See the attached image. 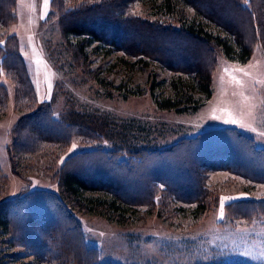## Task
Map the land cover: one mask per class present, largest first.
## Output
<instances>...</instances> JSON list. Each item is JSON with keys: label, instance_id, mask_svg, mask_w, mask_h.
<instances>
[{"label": "trees", "instance_id": "1", "mask_svg": "<svg viewBox=\"0 0 264 264\" xmlns=\"http://www.w3.org/2000/svg\"><path fill=\"white\" fill-rule=\"evenodd\" d=\"M139 2L149 5L154 20L144 19L136 12ZM0 3V22L7 26L16 24L17 0ZM51 6L58 12L59 29L72 62L87 80L100 85L108 96L151 95L161 110H199L212 96L216 52L224 53L230 61L246 64L251 59L252 46L259 41L264 45V0H104L75 8H69L63 0H51ZM0 39V75L5 72L6 79L14 83L17 110L27 112L12 130L15 138L9 154L13 163L30 162L32 157L27 155L40 154L46 144L67 149L75 137L112 140L120 135L121 130L109 128L106 119L94 115L88 118L76 111L55 117L50 102L37 107L35 86L18 36L4 34ZM111 52H122L134 59H121L118 64L123 63L129 71L156 65L176 76L161 80L159 72H154L150 87L136 84L132 76L120 82L109 80L107 70L97 63L95 55L103 58ZM9 101L8 87L0 82V118ZM109 130H113L112 134ZM130 146V151L142 159L144 171L150 174L146 181L135 176L138 162L116 163L115 152L108 153L102 147L78 150L61 165L59 193L37 189L0 204L1 236L17 234L27 242L36 234L35 226L42 224L46 233L54 237L59 223L71 217L72 209L100 215L118 225L131 223L140 207L161 217L162 211H156L157 197L168 202L166 210L177 201L196 204L191 210L180 207L175 211H189L192 217L200 219L209 195L204 190L206 172L228 169L254 182H264V148L238 128L209 130L205 135L162 149ZM188 147L189 152L191 148L195 150L199 161L193 162L188 156ZM13 167L17 168L14 164ZM5 180L0 172V191ZM134 186L140 189V195L138 189L136 193L126 191ZM225 207L230 218L252 220L256 215H264V198L234 200ZM21 208L27 212H20ZM39 244L43 250L45 245L42 241ZM36 253L37 259L42 258L41 253Z\"/></svg>", "mask_w": 264, "mask_h": 264}, {"label": "rangeland", "instance_id": "2", "mask_svg": "<svg viewBox=\"0 0 264 264\" xmlns=\"http://www.w3.org/2000/svg\"><path fill=\"white\" fill-rule=\"evenodd\" d=\"M63 1L69 8H75L104 0ZM136 12L144 19H155L149 14V5L137 3ZM15 14L16 24L7 26L0 22V37L4 34L18 36L35 86L37 107L50 102L55 117L68 111L83 112L88 118L94 115L106 119L109 128L121 131L112 140L75 137L67 149L46 144L40 154L27 155L32 157L30 162L18 160L19 164L13 163L9 154L15 138L12 130L27 112L17 110L14 83L2 72L0 82L8 87L10 101L5 115L0 118V172L7 179L0 191V204L37 189L59 193L61 165L78 150L102 147L108 153L115 152L116 163L138 162L135 176L146 181L150 174L144 171L142 159L130 151V145L162 149L183 139L205 135L209 130L233 127L264 148V45L261 41L252 46V56L246 64L230 61L224 53L217 51L211 98L195 112L178 113L159 109L151 95L108 96L100 85L87 80L75 68L64 45L58 12L53 10L51 0L47 3L45 0H17ZM246 32L250 38L248 25ZM95 59L107 70L108 79L115 82L132 76L136 84L150 87L154 72H159L158 79L161 80L176 76L156 65L129 71L123 63L118 64L121 59H134L122 52H111L103 58L95 55ZM232 120L237 122L231 123ZM109 132L112 134L113 130ZM187 154L193 162L199 161L192 148L189 152L188 147ZM13 164L18 169H14ZM205 177L204 190L209 195L200 219L192 217L189 211H175L180 207L191 210L196 204L177 201L166 210L168 202L160 201V197H157L156 211L161 210L163 216L150 214L147 207H140L136 217L132 216L134 220L125 225L72 209L73 215L63 224L59 223V232L54 237L46 233L42 224L35 226L36 234H32L27 242L17 234H0V264H264V215H256L252 220L234 219L228 217L225 207L234 200L263 199L264 182H254L228 169L206 172ZM134 187L126 191L136 193L138 188ZM163 187L160 185L159 188ZM140 193L138 189L137 195ZM19 210L27 212L23 208ZM40 241L45 245L43 250ZM36 252L41 253L42 258L37 259L39 254ZM14 254L24 257L17 259Z\"/></svg>", "mask_w": 264, "mask_h": 264}, {"label": "snow or ice", "instance_id": "3", "mask_svg": "<svg viewBox=\"0 0 264 264\" xmlns=\"http://www.w3.org/2000/svg\"><path fill=\"white\" fill-rule=\"evenodd\" d=\"M45 3H47V0H45ZM231 123H236L237 121H235V120H232V121H230ZM222 214V213H221Z\"/></svg>", "mask_w": 264, "mask_h": 264}]
</instances>
